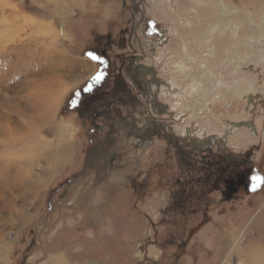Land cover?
Here are the masks:
<instances>
[{"label": "rangeland", "instance_id": "1", "mask_svg": "<svg viewBox=\"0 0 264 264\" xmlns=\"http://www.w3.org/2000/svg\"><path fill=\"white\" fill-rule=\"evenodd\" d=\"M89 1L0 0V162L23 179L0 191V264H208L217 230L233 247L217 264H264V43L242 19L264 34V0H225V16L216 0H111L114 20L145 26L121 77L133 111L88 121L70 102L94 65L65 46ZM230 21L238 35L216 28Z\"/></svg>", "mask_w": 264, "mask_h": 264}, {"label": "flooded vegetation", "instance_id": "2", "mask_svg": "<svg viewBox=\"0 0 264 264\" xmlns=\"http://www.w3.org/2000/svg\"><path fill=\"white\" fill-rule=\"evenodd\" d=\"M147 25V28L152 32H158L156 30L157 24L149 21ZM136 28L140 29L139 35L143 36L145 34V26L139 27L138 24L132 21V16L129 15L125 19L122 18L117 24L110 25L105 34L96 36L90 48L86 51V55L94 62V75L90 81L77 90L70 102V108L72 110L77 108L79 116L85 120L90 121V119L98 116L105 120H119L125 115L129 116L133 111L131 109H123L126 103L123 100L126 96L125 100L129 102L135 96L132 88L134 87L133 78L132 84H128L127 80L130 81V74L139 69V66L135 63L139 61L136 58L139 57V54L135 53L130 46ZM244 67L240 68L243 69ZM125 72L130 73L129 77L122 80L121 77ZM151 87H153V84H151ZM118 89L122 90V96L120 95L121 99L119 100L121 107L115 110V107L110 106L111 103H109L108 97L111 92L118 94L116 93ZM93 97H95L96 101L92 107H88L89 110L85 107V104ZM236 173L239 178H241V175L245 178L246 174L244 172ZM223 192H225V189Z\"/></svg>", "mask_w": 264, "mask_h": 264}, {"label": "crops", "instance_id": "3", "mask_svg": "<svg viewBox=\"0 0 264 264\" xmlns=\"http://www.w3.org/2000/svg\"><path fill=\"white\" fill-rule=\"evenodd\" d=\"M88 4L89 9L86 8V10L81 11L82 12V18L77 21L79 22V25L83 28L80 29L79 26H76L77 29H74L71 25H67L65 27L70 28V26L75 30L74 33H70L67 37V42L65 46V50L71 55L76 56L79 58H83L87 60L89 63L93 61H89V57L86 55V51L90 48L92 42L96 38V36L103 35L107 32L108 28L112 24H117V21L114 20V12L116 11V3H112L111 0H95L94 2L89 1ZM98 3V5H96ZM99 6H102L103 10L99 11ZM66 19H68V15L65 12ZM84 15V17H83ZM65 23V22H64ZM65 25V24H64ZM67 47V48H66ZM70 50V51H69ZM86 63V62H85ZM86 67L88 64H85ZM94 65V62H93ZM95 68V65H94ZM94 68L91 70L93 71ZM83 69L79 68V72ZM86 70V68H85ZM264 168V167H263ZM254 174V173H253ZM256 174V173H255ZM225 203V202H223ZM208 229V228H206ZM215 231H211L212 233ZM218 231V230H217ZM215 231L214 239L212 237L211 245L207 247V249H211L210 251V261L208 264H217L220 262L221 258L224 261L225 259V246L229 243L228 240H225V231L222 230V236H219V233ZM105 232H109V230H105ZM239 232V231H238ZM217 233V234H216ZM220 237V238H219ZM217 241V242H216ZM222 261V263H223ZM225 264V263H223Z\"/></svg>", "mask_w": 264, "mask_h": 264}, {"label": "bare ground", "instance_id": "4", "mask_svg": "<svg viewBox=\"0 0 264 264\" xmlns=\"http://www.w3.org/2000/svg\"><path fill=\"white\" fill-rule=\"evenodd\" d=\"M215 5L219 8V10H220V13L221 14H223L224 16H225V11H227V6L225 5V0H216V3H215ZM229 9V8H228ZM236 10V9H235ZM233 11V10H232ZM245 11V15L243 14V17H242V19L243 20H247V22L249 23V28L252 30V31H254V34H252V35H250L249 36V40H248V42H251V43H253L254 41L255 42H259L261 45L264 43V34H262V33H259V31H260V29H261V27L263 26V22H260L259 24H257L258 22L256 21L255 22V20H254V17H253V14H252V12H251V10H244ZM230 12V11H229ZM234 13H239V10H236V11H234ZM230 14V13H229ZM263 19V18H262ZM233 22H220V24L219 25H217V27L216 28H219V30H222V31H224V29H226L228 26H229V24H232ZM241 23V22H240ZM211 24V23H210ZM213 25H214V23H213ZM239 21L238 22H234L233 24H232V28H231V33L233 34V35H238L237 33H238V28H239ZM228 29V28H227ZM258 33H257V32ZM157 33H160L159 31L157 32ZM251 46V45H250ZM183 48V47H182ZM261 50V58L262 59H264V48L262 49H260ZM213 53V52H212ZM215 53V52H214ZM182 62V61H181ZM195 83V82H194ZM198 87V86H197ZM162 88H164V89H168L169 88V86H168V84H163L162 85ZM204 88V93H206V90H207V88L209 89V88H211V87H203ZM195 89V88H194ZM162 90V89H161ZM240 93V92H239ZM243 92H241V94H242ZM53 97H55V94H53L52 95ZM249 98H250V96H249ZM183 101V100H182ZM183 103V102H182ZM42 104V103H41ZM40 104V105H41ZM184 104V103H183ZM40 105H37V107H39ZM44 105V106H43ZM43 105H41V106H43L42 108H43V110H44V115L43 116H41L40 118H39V120H40V122L42 123V121L43 122H46V120H47V116L50 114V111H53L54 109H55V106H56V101L54 100V103H53V101H52V98H50V99H48V100H46L45 102H43ZM187 106V105H186ZM45 108V109H44ZM154 109H155V107H154ZM156 110V109H155ZM246 124H248V123H246ZM245 125V124H244ZM12 142H14V143H16V141L14 140V141H12ZM0 145H1V143H0ZM62 149V148H61ZM15 151V150H14ZM0 152H2L1 150H0ZM59 157H60V159H62L63 158V153H60V155H59ZM20 161V160H19ZM12 165H14V167H15V170L13 169V170H10V168H11V166ZM59 165V162L58 161H54V167H56V166H58ZM21 166H22V164L21 163H18L17 161H15V160H11V161H3V162H0V170L2 171L1 173H4L3 174V181H2V183H1V186H0V191L1 190H4L5 188H6V185H7V183H8V179H14L15 181H17V182H19V184H21L22 183V181H23V179H21L20 177H19V175H20V172L22 171L21 170ZM12 171V173H13V176L11 175V172ZM10 174V175H9ZM11 176H12V178H11ZM25 184L28 186V193H31V187H32V182H25ZM12 189V188H11ZM15 189V188H14ZM19 190V189H18ZM20 191V190H19ZM26 191V190H25ZM22 193V192H21ZM24 194V193H23ZM27 194V193H26ZM31 196V195H30ZM256 217H258V215L257 216H255V218ZM258 219V218H257ZM256 220V219H255ZM254 224V223H253ZM242 231V230H241ZM244 232H245V230H243ZM261 232V231H260ZM241 234V233H240ZM241 236H243V235H241ZM234 236H231V238H233ZM240 239V238H239ZM232 250H233V247H230V249H228V253L226 254V261L225 262H228L229 261V259L231 258V254H232ZM246 256V255H245ZM251 256V255H250ZM240 257H241V255H240ZM258 257V256H257ZM246 258V257H245ZM259 259V258H258ZM250 261V260H249ZM229 263V262H228ZM235 264H245V262H244V260L242 261V260H237V262L235 263Z\"/></svg>", "mask_w": 264, "mask_h": 264}, {"label": "snow or ice", "instance_id": "5", "mask_svg": "<svg viewBox=\"0 0 264 264\" xmlns=\"http://www.w3.org/2000/svg\"><path fill=\"white\" fill-rule=\"evenodd\" d=\"M253 190H254V188H253Z\"/></svg>", "mask_w": 264, "mask_h": 264}]
</instances>
